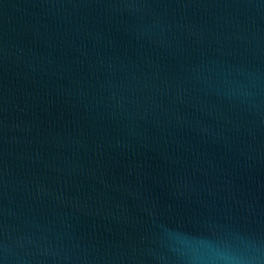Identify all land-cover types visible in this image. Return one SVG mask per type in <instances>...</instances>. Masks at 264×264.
<instances>
[{
    "label": "water",
    "instance_id": "1",
    "mask_svg": "<svg viewBox=\"0 0 264 264\" xmlns=\"http://www.w3.org/2000/svg\"><path fill=\"white\" fill-rule=\"evenodd\" d=\"M0 264H264V0H0Z\"/></svg>",
    "mask_w": 264,
    "mask_h": 264
}]
</instances>
